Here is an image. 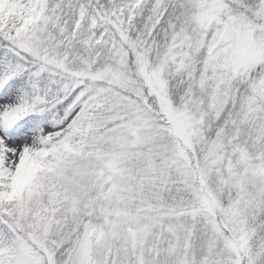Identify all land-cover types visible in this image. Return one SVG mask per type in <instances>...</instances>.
I'll list each match as a JSON object with an SVG mask.
<instances>
[{
  "label": "snow or ice",
  "instance_id": "6c2138e0",
  "mask_svg": "<svg viewBox=\"0 0 264 264\" xmlns=\"http://www.w3.org/2000/svg\"><path fill=\"white\" fill-rule=\"evenodd\" d=\"M0 264H264V0H0Z\"/></svg>",
  "mask_w": 264,
  "mask_h": 264
}]
</instances>
